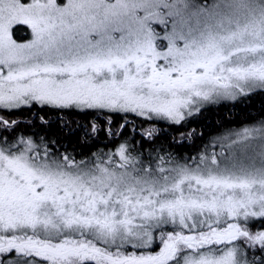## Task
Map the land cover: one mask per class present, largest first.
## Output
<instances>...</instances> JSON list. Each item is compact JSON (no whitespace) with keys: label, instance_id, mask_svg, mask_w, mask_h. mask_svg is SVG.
I'll return each mask as SVG.
<instances>
[{"label":"snow or ice","instance_id":"1","mask_svg":"<svg viewBox=\"0 0 264 264\" xmlns=\"http://www.w3.org/2000/svg\"><path fill=\"white\" fill-rule=\"evenodd\" d=\"M0 264H264V0H0Z\"/></svg>","mask_w":264,"mask_h":264},{"label":"trees","instance_id":"2","mask_svg":"<svg viewBox=\"0 0 264 264\" xmlns=\"http://www.w3.org/2000/svg\"><path fill=\"white\" fill-rule=\"evenodd\" d=\"M232 115L226 108H221L218 111L209 110L206 117H203L200 121L201 124H205L206 128H213L217 120L223 121L224 123H230L229 116ZM240 117H236L235 122H239ZM55 128V125H53Z\"/></svg>","mask_w":264,"mask_h":264}]
</instances>
